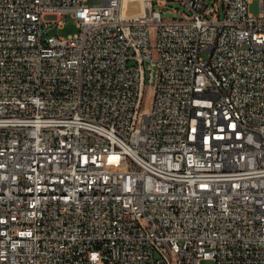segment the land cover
<instances>
[{
	"label": "built area",
	"instance_id": "1",
	"mask_svg": "<svg viewBox=\"0 0 264 264\" xmlns=\"http://www.w3.org/2000/svg\"><path fill=\"white\" fill-rule=\"evenodd\" d=\"M88 1L0 0V264H264V0Z\"/></svg>",
	"mask_w": 264,
	"mask_h": 264
},
{
	"label": "rangeland",
	"instance_id": "2",
	"mask_svg": "<svg viewBox=\"0 0 264 264\" xmlns=\"http://www.w3.org/2000/svg\"><path fill=\"white\" fill-rule=\"evenodd\" d=\"M207 3L211 7L216 3V0H207ZM88 5H98L100 4V0H89ZM221 7V14L223 17V8ZM155 10H159L162 12V17L164 19H181L184 18L186 14H188V10L185 6L181 5L178 2H160L156 3L154 6ZM250 11L255 16H258L261 13V5L259 0H254L250 5ZM78 31L76 21L71 18L66 19V24L62 29L57 28L56 26L49 31L50 35H62L68 36L75 34Z\"/></svg>",
	"mask_w": 264,
	"mask_h": 264
},
{
	"label": "bare ground",
	"instance_id": "3",
	"mask_svg": "<svg viewBox=\"0 0 264 264\" xmlns=\"http://www.w3.org/2000/svg\"><path fill=\"white\" fill-rule=\"evenodd\" d=\"M127 1H128V0H126V2H127ZM126 2H125V4H127ZM140 2H141V4H140V7H139V10H140V11H143L144 8H145V6H144V3H143L142 0H140Z\"/></svg>",
	"mask_w": 264,
	"mask_h": 264
}]
</instances>
